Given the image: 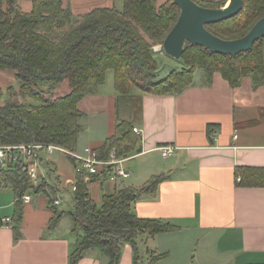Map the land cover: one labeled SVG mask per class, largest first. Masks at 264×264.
Segmentation results:
<instances>
[{"label":"trees","instance_id":"trees-1","mask_svg":"<svg viewBox=\"0 0 264 264\" xmlns=\"http://www.w3.org/2000/svg\"><path fill=\"white\" fill-rule=\"evenodd\" d=\"M64 1L30 0L31 10L24 12L19 0H0V71L12 72L19 95L31 100L0 105L3 146L53 145L76 151L84 131L79 122L84 113L78 104L99 92L108 71L113 72L116 114L123 101L129 109L136 106L137 110L132 121L117 119L114 134L94 149L101 159H107L112 151L123 157L140 153L141 139L133 132L134 123L141 120L140 97L134 96L133 90L144 95L178 96L194 85L197 70L202 71L205 86L211 85L216 73L232 89L239 87L244 78L251 79L253 90L264 85V40L255 41L251 50L235 57L185 43L178 60L181 68L158 79V53L154 48L162 46L179 16L172 0L159 6L155 0H122L120 10L96 8L79 15L73 24L74 16L63 7ZM192 1L204 8L221 7L212 2ZM242 2L236 16L206 25V30L224 41L244 37L264 19V0ZM66 80L69 93L52 98L51 93ZM218 130L216 126L207 127L210 144ZM70 160L75 166V161ZM235 177L239 178L237 187L264 188V168H236ZM168 179L163 174L152 176L140 189L118 186L113 194L103 195L101 205L97 206L89 196L83 176L75 174L73 207L67 213L74 237L68 264H77L90 250H99L107 259L105 264H119L125 245L132 249L133 264H140V244L178 229L169 222L138 218L134 212V205L142 195L154 198L159 184ZM44 187L41 183L32 187L19 159L7 160L0 169V189L8 188L13 194V215L7 225L14 242L21 238L22 198L26 194L43 193L46 197L47 207L53 212L50 231L64 216L55 208L54 195ZM164 257L165 254L148 252L147 264H158Z\"/></svg>","mask_w":264,"mask_h":264},{"label":"crops","instance_id":"crops-1","mask_svg":"<svg viewBox=\"0 0 264 264\" xmlns=\"http://www.w3.org/2000/svg\"><path fill=\"white\" fill-rule=\"evenodd\" d=\"M154 50L161 53V46ZM132 93L140 97L141 120L134 128L141 142L140 153L129 156L124 164L130 178L116 183L95 180L88 185V193L100 206L102 196L113 194L118 186L140 189L152 176L168 175L154 198H139L134 212L138 218L169 222L178 229L140 244V264H147L148 252L165 254L158 264H264V188L237 187L235 177L236 168H264V85L253 90L251 79L244 78L232 89L216 73L210 86L203 85L202 79L194 80L178 96ZM88 97L106 104L102 113L106 120L100 125L104 136L83 145V149H96L114 134L117 94L103 97L98 92ZM86 98L78 104L79 110ZM98 104L97 111L102 110L103 104ZM129 118L123 120L132 121L134 114ZM208 126L219 129L213 144L207 138ZM163 146L176 149L163 157L159 150ZM57 154L58 158L41 155L39 166L52 164L57 179L55 208L68 213L61 207H73L74 165L69 157ZM4 189L8 188L0 189L4 224L0 226V264H68L74 242L70 219L63 217L50 231L53 212L46 197L30 192L26 194L30 202L24 203L21 238L14 242L7 225L13 215V194L10 197ZM106 262L99 250H90L77 264ZM119 264H133L129 245L122 248Z\"/></svg>","mask_w":264,"mask_h":264},{"label":"rangeland","instance_id":"rangeland-1","mask_svg":"<svg viewBox=\"0 0 264 264\" xmlns=\"http://www.w3.org/2000/svg\"><path fill=\"white\" fill-rule=\"evenodd\" d=\"M166 0H155V5L159 6L162 3H164ZM204 2H212L216 4H221L220 8H223L225 4L227 3V0H202ZM194 2V1H193ZM198 5V4H197ZM19 7L22 11H29L31 9V2L30 0H19ZM64 8H68L71 13L74 16L73 22L77 19L79 15H83L85 13H88L89 11L96 9V8H113L120 10L122 8V0H65L64 1ZM68 27V26H67ZM155 51V50H154ZM157 54V53H156ZM157 60L159 62V69H158V79L164 78L171 70H179L181 68V63L179 61L173 60L172 58H169L164 53H158L156 56ZM202 71L197 70L195 72V81H200L202 79ZM10 90V91H9ZM0 91H1V98H0V105H3L5 102H31L28 98H24L18 93V84L14 78V75L10 71H0ZM70 91V88L68 86L67 80L64 81L62 84H60L51 94L52 98H60L65 95H67ZM134 93V92H133ZM132 93V94H133ZM116 95L114 87H113V72L108 71L106 73V79L103 86L99 88V95L105 97L108 95ZM136 96V95H135ZM139 97V96H136ZM98 99H94V97H87L86 100L80 105V110L84 112V117L79 120L80 124L83 126L84 131L80 135L78 145L80 146V151H77L79 154H83V145H85L87 142L91 141L92 139H102L104 136V130L100 129L101 123L106 120V115L102 113H106V104L101 102L102 99H100V102H97ZM98 103H102L103 109L98 110ZM137 110V107L135 106L133 110L129 109V105H127V102L123 101L120 104L119 112L116 115V119L123 120L126 119L133 114H135V111ZM133 118V117H132ZM139 135V134H138ZM88 148V147H87ZM118 154V153H117ZM123 157V156H121ZM51 158H58V154L54 153ZM40 165V164H39ZM49 163L44 164L41 166L45 170H41V167L39 166L38 173L40 174V179L37 182L36 187L40 185H45L44 189L50 193L51 195H54L55 201H58L56 198V186L55 183L57 181L55 172L53 168L51 167ZM47 167V168H46ZM129 172V171H128ZM45 178H43V177ZM33 187V186H32ZM35 188V187H33ZM4 192H7V194L12 197V192L10 189H4ZM3 193V191H0V195ZM62 211L70 212L72 211L71 205H63L61 207ZM59 209H57L58 211ZM67 216V213L64 212V216ZM62 217V218H63ZM68 218V216H67Z\"/></svg>","mask_w":264,"mask_h":264},{"label":"water","instance_id":"water-1","mask_svg":"<svg viewBox=\"0 0 264 264\" xmlns=\"http://www.w3.org/2000/svg\"><path fill=\"white\" fill-rule=\"evenodd\" d=\"M226 8H204L192 0H172L179 9V16L167 34L161 48L163 53L178 61L185 43L203 47L214 54L235 57L251 50L257 40H264V19L258 21L242 38L224 41L206 30V25L219 23L236 16L242 9V0H228Z\"/></svg>","mask_w":264,"mask_h":264},{"label":"built area","instance_id":"built-area-1","mask_svg":"<svg viewBox=\"0 0 264 264\" xmlns=\"http://www.w3.org/2000/svg\"><path fill=\"white\" fill-rule=\"evenodd\" d=\"M228 3L229 1L227 0L223 8H225ZM133 132L137 135L139 134V131L135 128H133ZM175 149L176 148L173 146H163L159 148L163 157H169L174 153ZM54 153H59L73 159L76 163L74 166V173L82 175L83 181L87 186L95 181H92V178H96L97 181L105 180L111 183H116L119 179L125 180L130 178V173L124 166L130 157H121L115 151H112L107 159H101L98 153L91 148H85L83 154H79L77 151H67L53 145L20 144L3 146L0 144V169L5 167L7 160L19 159L24 166V171L31 185L36 187L40 179L38 169L41 155L52 156ZM237 181H239V179H237ZM72 190L74 191L75 188L73 187ZM30 199V195H25L22 201L23 203H29ZM57 204L58 201H55V205Z\"/></svg>","mask_w":264,"mask_h":264}]
</instances>
